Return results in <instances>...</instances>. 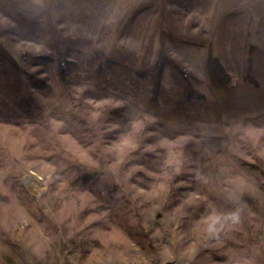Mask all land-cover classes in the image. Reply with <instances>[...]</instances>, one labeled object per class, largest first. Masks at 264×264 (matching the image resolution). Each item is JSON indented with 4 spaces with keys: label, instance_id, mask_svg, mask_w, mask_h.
I'll use <instances>...</instances> for the list:
<instances>
[{
    "label": "rangeland",
    "instance_id": "374dc122",
    "mask_svg": "<svg viewBox=\"0 0 264 264\" xmlns=\"http://www.w3.org/2000/svg\"><path fill=\"white\" fill-rule=\"evenodd\" d=\"M0 264H264V0H0Z\"/></svg>",
    "mask_w": 264,
    "mask_h": 264
},
{
    "label": "trees",
    "instance_id": "16d2710c",
    "mask_svg": "<svg viewBox=\"0 0 264 264\" xmlns=\"http://www.w3.org/2000/svg\"><path fill=\"white\" fill-rule=\"evenodd\" d=\"M209 69L210 77L213 79L216 86L222 87V84L230 83L228 77L223 73L221 66H219L216 60H209ZM156 83L158 84L159 80H157ZM23 104L25 107L29 105L27 102H23Z\"/></svg>",
    "mask_w": 264,
    "mask_h": 264
}]
</instances>
